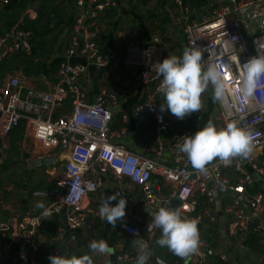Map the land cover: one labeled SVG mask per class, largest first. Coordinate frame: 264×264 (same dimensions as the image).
<instances>
[{"label": "built area", "instance_id": "2783aa9c", "mask_svg": "<svg viewBox=\"0 0 264 264\" xmlns=\"http://www.w3.org/2000/svg\"><path fill=\"white\" fill-rule=\"evenodd\" d=\"M178 2V0H176ZM119 0H75L70 13L69 56L79 54L83 63L60 62L56 70V82L50 90L42 91L27 86L28 78L21 71L6 73L0 79V135H7L24 123L39 146L44 158H54L58 162L53 180L56 193L44 209L34 213L22 214L14 224L0 221V264L9 254L19 264H39V243L37 236L44 224L54 216L63 213L65 226L58 229V234L70 232V238L86 220L87 216L100 220L99 211L88 204L91 196L102 186L100 177L110 174L116 186L115 194L119 198H128L124 194L123 182L138 188L143 194L144 203L152 210L157 209L158 199L150 193V182L156 175L170 184L168 197L178 201L176 209L182 216L198 218L200 247L197 254L182 259L178 264H216L201 230L217 220L213 211L215 190L224 188L231 198L224 206V213L230 217L227 234L234 239H244L251 231L264 235V192L254 190L257 180L254 175L264 177L263 159L259 162L254 151H261L264 158V78L261 79L254 97L245 104L239 96L241 85L240 72L232 65L229 77L230 87L223 102H218V120L220 128L238 120L241 126L253 130L254 150L246 160L235 159L231 166H224L218 160L209 164L208 175H201L188 162L186 154L177 147L183 143L186 134L175 136L172 142L173 165L161 164L125 148L120 139L126 133L125 128H113L111 106L117 103V96L107 87L99 90L93 100L86 98L81 85V78L87 76L88 66L95 65V74L104 76L113 54H106L97 43L96 18L118 7ZM9 0H0L5 8ZM34 9V10H33ZM26 9L23 17L30 20L37 18V10ZM244 28L259 24L258 39L245 43ZM22 21V19H21ZM19 21L0 36V66L16 54H32V34L19 27ZM129 32L123 30L117 35L126 42L124 63L138 70L140 80L149 90L142 103L134 108L138 115L152 118L156 137L170 127L168 111H161L165 102L157 99L161 94L159 86L162 76L158 75L153 65L160 62L159 56L141 48L137 38H128ZM187 47H199L203 50V60L214 64L221 60L227 62L230 55H239L243 65L253 56L259 55L258 43L264 42V0H210L206 15L186 19L182 26ZM128 39H127V38ZM235 41H231L233 38ZM160 140L158 145H160ZM79 186V197L73 202L64 200L70 194L71 184ZM49 211L48 216L43 212ZM122 231L133 239L148 243L153 240L157 229L151 222L139 227L126 219L119 220ZM137 234L139 237H137ZM239 242V239L237 240ZM240 246H242L240 244ZM138 250L123 251L117 255L121 264H136ZM216 257V256H215ZM221 262L228 261L226 253L219 255Z\"/></svg>", "mask_w": 264, "mask_h": 264}, {"label": "crops", "instance_id": "0c3cea01", "mask_svg": "<svg viewBox=\"0 0 264 264\" xmlns=\"http://www.w3.org/2000/svg\"><path fill=\"white\" fill-rule=\"evenodd\" d=\"M16 1L18 0H9V5L5 8L0 6L1 33L21 21L25 10L34 8L30 6L33 3L38 6V18V10L43 0H20L18 4ZM74 2L71 5L70 1L65 3L66 15L63 19L57 21L56 24L51 25L52 27H57L54 33L50 31L44 36V39L50 41L51 47L47 46L43 53L34 49L30 55H20L23 58L31 57L29 62L34 67L31 71H21L28 78L27 86L42 91L50 90L56 82V70L60 62H84V58L79 54L69 56L67 53L70 44V13ZM128 4L131 10H129ZM209 5L210 0H200L199 3H196V0H178V2L176 0H119L117 8L108 10L96 18L95 39L102 50L106 54L112 53L113 57L108 63L104 76L95 74L92 80L88 74L81 78V85L89 101L93 100L103 87H107L117 96V103L111 106V127L126 129V133L120 139V142L127 150L158 161L161 164L173 165L171 160L172 142L176 135L184 133L186 136H193L206 126L209 119L219 129L218 105L217 101L213 100V92L210 86L209 90L202 96L204 108L200 112L192 113L180 120L168 111L169 130L162 132L161 136L157 138L152 118L146 115H138L134 112L135 106L143 102L153 86L145 85L138 76L137 68L127 66L124 63L126 42L117 35L123 30L128 31L130 33L128 38L132 37L134 39L136 37L138 41L140 40L141 48H146L156 53L160 62L172 55L181 57L183 50L187 47L182 34L184 21L186 19H199L200 16L206 15L209 11ZM146 7L149 10H146L144 14L150 16L145 19V26L140 23V13L137 15L136 11ZM108 12L111 13L110 16L107 15ZM131 13L139 22L135 28L131 23H124L123 20L124 18H129ZM24 19L25 22L27 20H36H30L27 17H24ZM13 22H15L14 25L11 24ZM251 26L255 27V32H257L256 28H260L258 23L251 24ZM251 26L249 25V28ZM58 30L59 32H57ZM51 34H53L52 37ZM48 52L52 54L47 56L46 60L42 62L39 56H43L46 53L49 54ZM10 61L12 62L13 59H8L6 63ZM15 71L20 70L7 68L4 73H0V79L6 73ZM157 99L164 102L162 94H157ZM159 140L161 142L160 145H158ZM254 153L257 155L259 162L262 159L264 162L261 151L256 149ZM24 155H28L29 159L25 160L23 158ZM42 156L39 146L24 123H21L18 128L13 129L7 135H0L1 176L3 174H11L10 170L15 171L12 176H8L7 180H0V191L6 190V193L0 197V221L14 224L22 214L34 213L40 209L37 208V204L43 203L47 205L52 201V197L56 193L53 177L58 167H60V163H50L48 166L33 168L26 172L28 160L35 161L43 158ZM100 180L102 186L91 196V200L88 203L95 211H99L104 197L107 198L114 195L117 189L112 183L113 179L110 174L102 175ZM163 180L156 175L151 178L150 193L155 199H158L155 205L157 209L153 210L145 205L143 194L140 190L124 181L123 189L124 194L128 198V206H126V215L123 219L132 221L142 227L152 222V214L158 211L160 207L176 209L175 199L168 197L170 184ZM253 189L264 192V177L257 180ZM230 198V193L222 194L220 207L216 204L218 201H215L213 211L217 220L209 225H204L203 230H201L202 237L207 242L211 255H213V258L209 259V261L211 263L217 262L216 264H262L261 262L264 260V235L249 231L244 239L237 237L234 241L227 234V225L230 217L224 213L223 209ZM111 203L112 206H115L118 203V199ZM218 211L225 217L217 215L216 212ZM63 224H65L64 214L60 213L47 221L39 230L37 236L39 264H51L48 257L59 255L60 247L57 243L65 233L63 235L58 234V229L64 226ZM72 236H74V240L69 237L66 246V256L70 258L75 255L79 258L83 255H89L93 260V264H121L116 259L117 255L123 251H132L136 247L133 243L134 239L122 231L119 220L113 226L105 220L87 216L86 220L73 232ZM101 239L107 241L112 249L110 254L94 253L88 247L92 240L99 241ZM238 239L239 242L237 241ZM3 242L4 238L0 236V243ZM234 248L241 251L243 255L237 257V254H234L230 258ZM222 253H226L227 262L220 261L219 255ZM156 258V261L149 260V264H157V261H162L163 264H178L182 260L181 258L174 260L170 256V251L167 247L161 246H159ZM2 264L19 263L14 262L12 256L8 254L2 260Z\"/></svg>", "mask_w": 264, "mask_h": 264}, {"label": "clouds", "instance_id": "9594fccd", "mask_svg": "<svg viewBox=\"0 0 264 264\" xmlns=\"http://www.w3.org/2000/svg\"><path fill=\"white\" fill-rule=\"evenodd\" d=\"M231 41L236 42V38ZM258 50L259 55L251 57L243 65L240 63L239 55L235 54L230 55L227 62L221 60L206 65L203 60V50L195 46L186 47L181 57L172 55L162 62H157L153 68L162 76L159 91L165 102V106H161L160 110L170 111L180 120L192 113L200 112L204 108L202 96L210 86L213 100L223 102L230 87L229 77L233 64L240 72L239 96L245 104H248L254 97L261 79L264 78V42L258 43ZM253 135V130L241 126L238 120H233L227 123L226 127L218 129L209 119L206 126L193 136L183 137V143L178 144L177 147L186 154L192 168L206 176L209 174L207 166L215 160L227 167L231 166L235 159L250 158L255 147ZM254 178L259 180L260 177L254 175ZM79 192V186L72 183L70 194L64 200L73 202L79 197ZM118 195L119 193L104 197L99 208L101 219L113 226L126 215V199L121 197L118 203L112 206L111 202L116 201ZM37 208L44 209L45 205L39 203ZM43 215L48 216L49 211L45 210ZM152 215L151 227L161 230V236L156 241L159 246L167 247L173 255L185 260L198 253L201 244L198 218L184 217L179 209L166 207H160ZM133 243L138 250L136 264H149L151 251L148 243L138 238L134 239ZM88 247L94 253L110 254L112 251L107 241L103 239L92 240ZM48 259L51 264H93L89 255L79 258L75 255L70 258L52 255ZM157 264L163 262L157 261Z\"/></svg>", "mask_w": 264, "mask_h": 264}, {"label": "trees", "instance_id": "16d2710c", "mask_svg": "<svg viewBox=\"0 0 264 264\" xmlns=\"http://www.w3.org/2000/svg\"><path fill=\"white\" fill-rule=\"evenodd\" d=\"M30 1H34V0H30ZM67 1H70V5L71 3H73L75 0H43L42 5L39 7V14H38V18L34 21H29L27 20L24 24H21V28L23 29H27L32 33V42H33V48L37 51H40L43 53L44 50H46V47L49 46L50 47V41L45 40L44 36L46 34H48L50 31H52L53 27L51 26L52 24H56L57 22L55 21H59L61 19H63V17L66 15V11H65V3ZM20 2V0L16 1V3L18 4ZM200 0H196V3H199ZM108 16L111 15L110 12L107 13ZM12 25L15 24V22L11 23ZM11 28V26L8 28V30ZM5 32V31H4ZM3 32V33H4ZM0 32V36L3 34ZM49 51V50H47ZM46 51V52H47ZM22 54H16L14 55L11 60H17V59H21L23 58L22 56H20ZM8 64L6 63V61L1 63L0 66V73H2L1 71H6V69L8 68L7 66ZM12 69H17L16 67H11ZM10 69V68H8ZM172 258L174 260H176L177 256L173 255Z\"/></svg>", "mask_w": 264, "mask_h": 264}, {"label": "rangeland", "instance_id": "374dc122", "mask_svg": "<svg viewBox=\"0 0 264 264\" xmlns=\"http://www.w3.org/2000/svg\"><path fill=\"white\" fill-rule=\"evenodd\" d=\"M30 6H33L36 10L38 9V6L36 5V3H33ZM128 6H129V10H131L129 4H128ZM146 10H149L148 7L143 8V9H137V11H136L137 15L140 13V18H141L140 23H143L145 26H146L145 19L148 16H150V15H145L144 14ZM123 20H124V23H131L134 26V28H135L136 24L139 23L138 22V19H136V17L132 13L129 16V18H124ZM135 20L137 22H133ZM55 22H57V21H55ZM242 22H243V34H244V37H245V43L248 46H251L252 39L255 40V39H258L259 38V36L257 34H260V28H256L257 29L256 30L257 32H255L254 31L255 30V27H253V26H256V25H253V26L250 25L251 28H249V26H247L246 28H244V23H246V22L244 20H242ZM24 23H25V19L23 17L21 23L19 24V27L21 26V24H24ZM56 28H57L56 26L53 27L54 30H52L51 33H54V31H55ZM57 32H59V30ZM52 36H53V34H51V37ZM250 37H251V39H250ZM49 51H51V50H49ZM35 53H37V52H35ZM52 53H53V51H52ZM52 53L51 52L49 54L46 53L45 55L39 56V57H40L41 61L44 62L46 60L45 58L47 56H50ZM29 59L31 60V57L13 60L12 62L11 61L10 62H7V64H8L7 66H8V68H11V67H14L15 68L16 67L17 68L16 70H20L22 72L31 71L32 69H34V67H33L32 63L29 62ZM1 72L4 73L3 70ZM10 172H11V174H6V175L3 174L1 176V169H0V180H7L8 176H12L15 171L10 170ZM234 254H237V257H240L241 255H243L241 251H239V250H237L235 248L233 249V253L231 254L230 258H232L234 256ZM170 256L171 257L173 256V254L171 252H170Z\"/></svg>", "mask_w": 264, "mask_h": 264}, {"label": "water", "instance_id": "95a60500", "mask_svg": "<svg viewBox=\"0 0 264 264\" xmlns=\"http://www.w3.org/2000/svg\"><path fill=\"white\" fill-rule=\"evenodd\" d=\"M98 71V68L95 66V65H90L88 66V73L90 75V77L94 78L95 76V72ZM23 158L25 160L29 159V156L28 155H24ZM50 159V160H48ZM50 163L52 164H55V159L54 158H39L38 160H35V161H29L27 162L28 164V167H27V170L26 172H29V170H32L33 168H40V167H43V166H48L50 165ZM229 193L228 190L224 189V188H217L215 190V199L216 201H218V203L216 202V204H218V206L220 207V197L222 194L224 193ZM6 193V190H2L0 191V197ZM176 204H178V201L175 200ZM217 215L219 216H223L222 213L220 211L216 212ZM65 226V224H63ZM161 236V230H158L156 231L154 237H153V240L151 241V243L149 244V247H150V251H151V258L150 260L151 261H156L157 258V251L159 249V245L156 243V241L160 238ZM70 237V233L69 231H66L65 234L62 236V238L59 239L58 241V246L60 247V252H59V256H66L67 255V249H66V246H67V242H68V239ZM262 264H264V260H262L261 262Z\"/></svg>", "mask_w": 264, "mask_h": 264}]
</instances>
